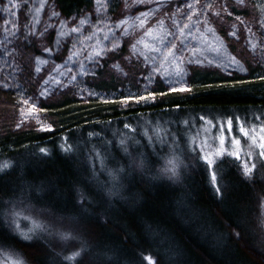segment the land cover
<instances>
[{
    "label": "trees",
    "instance_id": "trees-1",
    "mask_svg": "<svg viewBox=\"0 0 264 264\" xmlns=\"http://www.w3.org/2000/svg\"><path fill=\"white\" fill-rule=\"evenodd\" d=\"M54 2L71 18L92 0ZM220 55L229 58L224 51ZM256 70L194 69L187 91L158 85L159 101L143 106L62 97L43 107L51 129L1 130L0 163L9 167L0 171V211L6 209L0 264L21 256L26 264H149L148 257L154 264H264V195L257 197L264 182L256 180L264 175V158L252 144L251 158L249 151L239 152V159L225 152L212 157L190 135L210 109L234 110L228 117H210L231 121L233 129L238 121L264 120V110H257L264 106V75ZM92 134L101 136L98 148ZM169 140L176 143L172 151ZM128 147L136 149L127 153ZM186 158H196L194 169ZM169 161L175 177L165 171ZM245 162L256 165L250 178L243 175ZM17 200L45 208L38 222L46 227L52 222L47 209L59 214L58 224L70 238L55 240L37 231L31 243L23 242L17 227L28 228H20L26 221L17 215ZM252 226L258 229L250 237ZM240 227L244 235L237 237ZM75 251H81L75 262L64 260Z\"/></svg>",
    "mask_w": 264,
    "mask_h": 264
},
{
    "label": "rangeland",
    "instance_id": "rangeland-1",
    "mask_svg": "<svg viewBox=\"0 0 264 264\" xmlns=\"http://www.w3.org/2000/svg\"><path fill=\"white\" fill-rule=\"evenodd\" d=\"M13 3L17 5L14 16L9 11ZM113 3L116 7L111 10ZM189 4L193 8H188ZM144 12L153 15L140 27L137 17ZM83 14L67 18L52 0H0V131L50 129L52 122L43 107L62 97L84 102L100 97L99 100H111L117 106H132L136 104L135 98L140 102L152 101L158 85L169 91L185 92L181 89H188L195 67L244 73L248 66H264V6H256L254 0H93ZM189 15L193 17L191 21L187 20ZM81 20L86 23L81 24ZM159 20L164 21L167 33L171 34L161 46L155 43L160 49L156 58H148L133 45ZM122 21L126 23L121 25ZM130 22L136 25L128 29ZM185 23L190 24L188 31L215 37L217 51L226 52L231 66L225 69L212 62L196 61L190 40L181 38L179 29ZM62 27L68 30L64 37L59 36ZM73 28L79 30L72 31ZM98 30L106 32L107 44L100 43L101 37L95 35ZM64 41L67 51H57V42ZM252 43L257 45L255 49ZM169 51L174 53L176 72H181L168 79L159 69ZM136 93L142 95H131ZM241 127L255 135L257 143L264 142L260 141L264 136L260 131L264 127L261 119L238 121L236 129L229 122L211 121L193 142L197 141L212 157L221 151L250 152L252 140L240 132ZM235 140H239V145Z\"/></svg>",
    "mask_w": 264,
    "mask_h": 264
},
{
    "label": "bare ground",
    "instance_id": "bare-ground-1",
    "mask_svg": "<svg viewBox=\"0 0 264 264\" xmlns=\"http://www.w3.org/2000/svg\"><path fill=\"white\" fill-rule=\"evenodd\" d=\"M54 2V0H52ZM256 6L259 4L260 7H263L264 5L262 4V0H254ZM261 2V3H260ZM55 3V2H54ZM93 5V0H92V3H91V6ZM90 6V8H91ZM116 7V4L113 3L111 4V10L115 9ZM89 8V9H90ZM88 10V9H87ZM86 10V11H87ZM84 15V14H82ZM78 19V18H77ZM134 25H136V22H130L127 27L128 29L130 28H133ZM157 24L155 25V28L153 29V34L151 36H146L144 35L142 38L144 40V43H137L136 45V51H138L139 53L143 54L144 56L148 57V58H153L155 59L156 56L158 55V53L156 51H151L150 48H157V46H154L155 43L158 42V47L160 44H162L163 42L167 41V39H169L170 35L167 33V27L166 25L164 24L163 26V29H157ZM68 32V30H66L65 28H60V31H59V36L60 37H64V35ZM63 33V35L61 34ZM190 33V34H189ZM95 35L97 37H101L102 41L100 43L102 44H107L109 42V39H105L104 37L107 36L106 35V32H102L101 30H98L97 32H95ZM141 38V39H142ZM182 39H184L185 41H189L191 42L192 44V57L196 60V61H206L207 63H216V64H219V65H222L223 67L225 66V69H227L229 66H231V63L232 61H230V59L228 57H225L224 55H220V51H217V49H219V45H218V40L215 39V37H213L212 35L209 36H205L201 33H195V32H191V31H188V30H184V34L181 36ZM140 39V41H141ZM148 44L150 47L148 49L145 48L144 44ZM68 44H69V41H68ZM161 46V45H160ZM57 51H59L61 48H63V50L67 51L66 47H67V41L65 42H57ZM216 49V50H215ZM159 52V51H158ZM193 52H195V54H193ZM173 53V51H172ZM167 56V54H165L162 58V61H161V68L159 69L160 70V73H162L163 75H165L168 79L169 78H172L173 76H176L175 74L177 73L176 72V68L175 65H173V62L175 61L174 60V53H173V56H167V59H165V57ZM251 66H248L247 69H249ZM255 68L259 69V70H256L257 72H259V75H264V66H255ZM178 69V68H177ZM194 69H200V70H213V69H209V68H205V67H195L193 68L191 71H193ZM181 72V71H180ZM227 73V71H226ZM189 85V84H188ZM172 92H175V91H172ZM133 97L138 96V95H142V93H136V94H131ZM159 94L158 93H155L151 100L152 101H149V100H144L142 102H140L139 100H137V98H135V102H136V105H144V104H147V103H151V102H158L159 101ZM100 97H97L96 99H98ZM92 99L90 100H86L85 102H89L91 101ZM103 101H111V100H103ZM257 109V108H256ZM257 110H264V106H262L260 109H257ZM234 110H230V111H226V110H207L206 112H210V117H216V118H223V117H228L231 115V113L233 112ZM236 112V111H235ZM238 112H241V111H238ZM261 112V111H259ZM240 115L238 116L240 119H248V117H246L243 113H239ZM208 115H204L203 119L201 120V122H205L203 126H199L198 128H193L191 129L190 131V135L193 137V138H197L199 137L201 134H202V131L204 132L205 130V126L208 125L209 123H211V119ZM183 124H187L188 122L184 121L182 122ZM156 124V123H155ZM52 128V127H51ZM50 128V129H51ZM93 137H95V143H94V147L96 146V148L99 147V139H100V134H92ZM164 137V135H163ZM166 138L163 140V142H166ZM175 140V139H173ZM178 140V139H177ZM176 140V142H177ZM202 140V139H200ZM199 140V141H200ZM170 143H169V148L170 150L172 151L173 148L176 146L175 144V141H172V140H169ZM168 146V145H167ZM141 148V147H140ZM136 148H132V147H128L127 148V153H130V152H133L135 151ZM63 154H67L66 152L62 151ZM190 155H187L186 157H188ZM67 158L70 159V157L68 156ZM158 158L159 157V154H158ZM195 159L196 158H190V159H187V161H189V164H188V169L191 170V169H194L195 168V165H194V162H195ZM77 159L75 158V161ZM78 162V161H76ZM263 173V172H262ZM264 174V173H263ZM256 180L259 181V182H264V175H260L259 177H256ZM260 195H264L263 191H258L257 193V197ZM258 200V199H257ZM21 201L20 200H17V202H15L14 204V207L17 214L19 216H22L23 219L24 218H27V219H24L26 222L22 225V227L20 228H29L30 226H32L31 224V221L35 220V221H38V218L41 217V213L43 214H46V209L43 208V209H40V207L36 204V205H33V204H27V205H22L20 203ZM47 213L48 215H50L51 219H52V222H51V225H49V227H46L47 228V231H42L43 234H47L50 235L49 237L51 239H55V240H59L61 238V235L62 234H65V230H64V227L59 225L58 222H61V216L59 214H57L56 212H54L53 210L51 209H47ZM0 214H2V217L0 218L1 220H5L6 219V216L5 218L3 217V215H6V209L3 207L2 210L0 211ZM255 215H257V208L255 209V212H254ZM256 219H257V216H256ZM250 224V223H249ZM242 227V226H241ZM240 227V234L244 235V230L241 229ZM243 228V227H242ZM251 228V232L249 231L248 234H250V237H251V234L254 235V232L253 230L254 229H258V228ZM256 245L258 246L259 245V238L256 237ZM263 246H264V243H263ZM261 249H262V246H261ZM264 249V248H263ZM261 253V251H260Z\"/></svg>",
    "mask_w": 264,
    "mask_h": 264
},
{
    "label": "snow or ice",
    "instance_id": "snow-or-ice-1",
    "mask_svg": "<svg viewBox=\"0 0 264 264\" xmlns=\"http://www.w3.org/2000/svg\"><path fill=\"white\" fill-rule=\"evenodd\" d=\"M138 2H146V0H138ZM197 2H198V0H197ZM16 7H17V5H16L15 3H13V4L11 5V8L9 9V11L12 12V15H13V16L15 15V11H13V9H15ZM187 7L191 9V8H193V5H192V4H189V5H187ZM209 7H211V5H209ZM37 11H39V9H37ZM150 15H153V13H150V12H144V13H141V15H140L139 17H137V20L140 21V25H139L140 27H144L146 21L150 18ZM217 15H218V13H217ZM192 18H193V17H192L191 15L187 16V20H188V21H191ZM7 23L11 24L12 22L9 21V22H7ZM80 23H81V24H84V23H86V21L81 20ZM125 23H126V21H122V22H121V25H123V24H125ZM205 23H207V21H205ZM117 26L119 27L120 25H117ZM163 26H164V21H163V20H159V21H157V26H156L157 29H163ZM189 27H190V24H189V23H185V24L183 25V27H181V28L179 29L180 34L183 35V34H184V30L187 29V28H189ZM78 30H79V29H77V28H73V29H72V31H78ZM125 31H126V29H125ZM208 31L211 32L212 29L209 28ZM249 31H250V29H249ZM61 34L63 35V33H61ZM152 34H153V29H152V28L147 29V31L145 32V35H146V36H151ZM168 34L170 35L171 33H168ZM189 34H190V33H189ZM233 35H235V33H233ZM90 38H91V37H89V39H90ZM104 38L107 39L108 37L105 36ZM138 43H144L143 38H142L141 41H139ZM250 43H251V42H250ZM144 46H145L146 49H148V48L150 47V46H149L148 44H146V43L144 44ZM251 46H252L253 49H255V48L257 47V45H256L255 43H252ZM135 47H136V45H133V48H135ZM175 47H176L175 45H172V48H175ZM150 50H151V51H156V52L160 51L159 48H154V47H153V48H150ZM193 54H195V52H193ZM95 55H100V52H96ZM167 56H173L172 51H169V52L167 53ZM167 56L165 57V59H167ZM175 59H178V58H175ZM176 74L179 75L180 72L177 71ZM45 83H47V81H46ZM181 90H182V91H186V90H188V89H181ZM141 99H147V98H146V97H141ZM23 103H24V104H28V101H27V100H24ZM23 114H24V113H22V115H23ZM230 125H231V121H229V126H230ZM125 127H127V125H126ZM239 130H240V132L243 133L245 136H250V139L252 140L253 146H257V147L260 149V151H259L258 154H257L258 157H259V158H264V142L257 143V137H256L255 135H250V133H249L248 131H245V129H244L243 127H241ZM260 131L264 132V127H262V128L260 129ZM252 132H255V129H252ZM260 141H264V136H261V137H260ZM221 143H223V140H221ZM234 143H235L236 145H239V140H235ZM44 151H45L44 149H41V152H44ZM224 154H225V153L222 152V151L217 153V155H224ZM227 155L235 156L237 159H239V152H238V151H237V152H228ZM248 156H249V158H251L252 153L249 152V153H248ZM204 159L207 161V163H208L209 165H211V164L213 163V161H212L211 159H208L207 156H205ZM168 163L171 164L172 166H171L170 168H166L165 171H166V172H170L171 175H172L173 177H175V176L177 175V173H176V166H175V164L172 163V161H169ZM7 167H9V165H8L7 163H0V171H2L3 169H5V168H7ZM255 167H256L255 164H252L251 166H249V164H248L247 162H245V163L243 164V175H244L246 178H250V177L252 176V173H253ZM212 181H213V184L216 186V187H215L216 192L219 193V192H220V186H219L218 183H217V175H216L215 172L212 173ZM17 215H18V214H17ZM25 219H27V218H25ZM262 223H264V222H262ZM31 224H32V226H31L30 228H28V230H27L26 232H25V231H21V230H19V228L17 227L16 235H17L18 238H20L23 242L31 243V242H32V239H33V235H34L37 231H47L46 226H45L44 224L38 222V221L33 220V221H31ZM236 236L239 237V236H240V233H236ZM61 238H62V239H68V238H70V234H62V235H61ZM82 249H83V246H82ZM260 250H261L262 252H264V249H260ZM80 255H81V251H75V252H73L71 255L64 256V260H65V261H68V262H75V261L80 257ZM147 259L149 260V264H154V262L151 260L150 257H148ZM13 264H26V261H24L23 258H22V256H21V257H18L17 260L13 262Z\"/></svg>",
    "mask_w": 264,
    "mask_h": 264
}]
</instances>
